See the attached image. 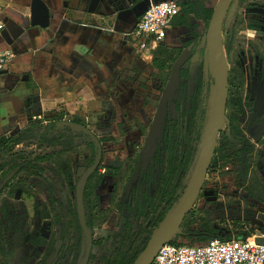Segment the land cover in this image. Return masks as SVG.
<instances>
[{
    "label": "flooded vegetation",
    "instance_id": "1",
    "mask_svg": "<svg viewBox=\"0 0 264 264\" xmlns=\"http://www.w3.org/2000/svg\"><path fill=\"white\" fill-rule=\"evenodd\" d=\"M177 1L181 4V12L172 20L166 39L152 53L153 55L159 53L162 56L158 58L160 65L165 64L166 66L165 69H161L160 66L154 65L153 78L157 80L156 84L162 81L157 71L164 72L172 67L170 76L166 79L165 89L176 62L181 58L186 60L180 70L181 83L176 96L177 100L168 105L164 136L160 135L149 152L144 153L165 89L158 99L153 115L144 112L147 108L152 109L150 103L147 107L144 104V110L139 111L135 118L129 114L121 115L124 119L122 123L125 125L118 124V132L129 127L133 144L127 146V150L122 145L121 150L124 148L126 151L120 152L116 157L112 155L113 151L109 147L114 143L112 135L108 133L105 136L104 133L110 132L112 126L102 129L104 131L102 134L99 131L94 132L93 136H97V139H90L85 128L72 125V135L85 138L79 143L72 140V153L76 155L79 164L72 160L71 181L60 177L58 173L57 180L48 175H31L28 171L14 170L0 173V264H37V260L33 261V257L30 256L31 248L38 250L37 252L42 256L40 264H50V258L53 262L57 261L58 264H62L70 247L61 253L56 244L59 238L55 228L60 227L61 224H64V241H72V264L79 263L82 253L80 250L81 247L83 248L82 236L85 237L86 247L82 253L81 264H91L92 260L97 257L104 261V264H115L116 260L128 250L132 241L135 242V250L129 252L128 257L129 259H140L143 256L142 252L145 249L146 252L155 240L173 212L171 211L173 192L176 199L182 194L181 201L191 184L210 119L212 88L215 86L214 84L210 91L207 126L199 153L192 155L191 152H185L181 161V146L186 143L187 139L190 141L192 131L198 129L199 121L196 116L199 108L198 100L205 91L206 81L215 80L212 72L207 73L206 71L203 75L201 67L197 69L196 79H193L191 74L192 60L195 59L198 62L201 57L210 55L198 51L195 43L199 36V28H205V21L203 26H197L198 35L187 49L174 44L175 42H170L172 27L189 28L191 13L197 7V3L189 0ZM193 1L198 2L202 14L208 9L203 8V5L214 2L212 15L221 2V0ZM183 17L188 18L189 25H176ZM131 40L134 49L140 52L132 34ZM222 41L229 67L227 105L214 156L193 209L199 201L209 198L225 200V196L222 195H229V191L221 189L218 192L207 190L210 183L217 182L211 172L216 166L217 168L239 166L238 172L241 173L243 183L248 184L251 178L256 177L253 170H256L258 166L257 173L263 184L261 192H254L251 187L246 186L241 191L235 190L232 196H242L246 199L253 196L256 202L264 208V0H232L223 23ZM170 54L172 57L163 58ZM199 74L203 85L202 90L199 89ZM188 75V79H185ZM192 79L196 82L198 89V95L193 98L189 97L187 91L185 92L188 82ZM183 107H191L186 114L185 127L180 118ZM62 116L65 121L66 118ZM77 117L75 116L74 119ZM78 118L83 119V117ZM73 120L71 118L70 122ZM45 124L47 126L48 121ZM85 127L87 128L86 124ZM127 137L130 136H125L126 139ZM32 150L33 148H28L27 152ZM17 151H21L20 147ZM109 163L112 165L107 169L106 166ZM52 164L56 168L53 162L49 166L52 167ZM103 167H105L104 170ZM175 167L177 170L173 173ZM23 173L48 185L46 205L55 212L54 220L43 219L42 223L36 221V226H32V232L28 230L29 222L36 218L34 214L35 211L37 214L39 206L33 197L28 198L29 190L19 179ZM180 177L184 179L178 183ZM63 186L66 187L63 188ZM6 191L13 193V203L3 200ZM66 194H72V197L67 199ZM193 209L183 224L191 213H195ZM104 214L107 217L108 214L115 216L116 227L104 230L97 227L96 219ZM260 214H264V209L255 216L254 226L263 232L264 221L259 219ZM165 218L166 221L161 226ZM233 221L235 224L241 223V220H236V218ZM212 229L216 230L214 240L232 241L243 237L242 233L237 232L235 236L221 238L217 236L218 229ZM154 232L157 234L151 239ZM46 255L49 261H46L48 258Z\"/></svg>",
    "mask_w": 264,
    "mask_h": 264
},
{
    "label": "crops",
    "instance_id": "2",
    "mask_svg": "<svg viewBox=\"0 0 264 264\" xmlns=\"http://www.w3.org/2000/svg\"><path fill=\"white\" fill-rule=\"evenodd\" d=\"M167 0H46L50 28L31 26L33 0H0V52L14 59L0 71V138L40 120L89 115L106 120L144 110L156 95L153 52L131 34L153 4ZM185 27H172L170 42ZM154 98V97H152Z\"/></svg>",
    "mask_w": 264,
    "mask_h": 264
},
{
    "label": "rangeland",
    "instance_id": "3",
    "mask_svg": "<svg viewBox=\"0 0 264 264\" xmlns=\"http://www.w3.org/2000/svg\"><path fill=\"white\" fill-rule=\"evenodd\" d=\"M191 2L197 3V7L193 9V12L190 16V26L189 28H185L184 31H182L180 34L178 33L174 38V44L181 45L183 49H187L194 41V38L198 35L197 26L198 25H204L205 16L202 14V11L200 10V7H198V2L189 0ZM215 7L214 2H210L203 5V8L212 9ZM168 47V46H167ZM176 55V54H175ZM172 55H166L163 58H170ZM156 58H162L160 54L153 56V59ZM191 74L193 76V79H196L198 68L201 67L203 70V75L207 71V73L212 72V58L211 56H203L201 57L200 61L196 62L195 59L191 62ZM172 67H170L169 70H166L164 72L157 71L160 76L162 77V81H158L156 85V95L154 94L151 97H147V101L145 103V107L148 106L150 103L152 105V109H145L147 114H154V108L157 106L158 99L161 96L162 91L165 89L166 86V79L170 76ZM190 80L187 84V88L185 89V92L187 91L189 97L193 98L198 95V89L197 84L194 80ZM215 84V81H206V88L204 93L202 94L201 98L198 100V111L196 116L198 117V129L196 131H192V135L190 138V141H186L185 144L181 146L182 151L180 153V159L183 160V155H185V152H191L192 155H197L199 153V150L201 148L204 132L207 126V113L210 108V91L211 87ZM160 92V93H159ZM154 97L155 99H150ZM191 109V107H183L182 113L180 118L183 122V127H185L184 123H186V114ZM138 114L137 111L135 112V115ZM75 116H72V120ZM78 118V117H77ZM71 118H66L65 122H70ZM83 122L87 125V128L85 129L86 133H88V136H93L94 132H100L102 134V129H104L107 124L106 120H99L96 119V117L89 115L86 118H83ZM110 121V132H104L105 136L109 133L112 135V140L114 141L113 144L109 145V147L112 149L114 157L118 156L121 153L125 152L127 149V146H131L133 144V138L131 137V130L128 128L121 129L120 132H118L117 125L122 123V120H124L121 116V114H116L113 116V118L109 119ZM125 125L124 123H122ZM99 134V133H98ZM129 135L130 137L125 138V136ZM69 136V135H68ZM84 136H75L72 135V140L74 142H81L84 140ZM124 145L125 149L121 150V146ZM25 146H21L20 149H24ZM182 156V157H181ZM68 157L70 158L71 162L74 160L77 164V157L74 153H69ZM112 164L109 163L106 168L108 169L109 166ZM53 168H55L54 164L51 165ZM105 167H103L104 170ZM239 166H229V167H221L212 169V174H214V179L217 180V182L210 183L207 186L208 191H216L218 192L219 189L229 191V195L223 194L222 196H225V200H218L216 198H209L205 199L203 201H199L193 210H195V216L188 218V220L183 224V226L180 228V230L177 232V234L174 237V240L178 241V244H185V245H200L202 244V240H206L207 237L204 235L202 238L200 236H197L195 232H203L205 233L206 230L210 228H216L218 229L219 233L217 236H220L221 238H227L228 236H235L237 232H240L243 234V236H248L249 233L253 235V237L258 236H264V231L261 232L259 229H257L254 226V218L257 215L258 212L263 211V206L256 202L255 198L249 197V199H246L245 197H234L232 196L233 192L235 190L241 191L243 190V187H251L254 192L260 193L262 189V179L257 173L259 170V167H256V170H253V173H255V178H251L250 183H243V178L241 176ZM19 179L22 180L23 184L28 188V198H34L36 200V203L39 206V209L35 211L33 220L29 222V231L32 232V226H36V221H39L42 223L43 219L48 220H54L55 219V212L46 205L47 197L46 192L48 185L44 183L43 181H39L38 179L31 178L27 175V173H23L19 176ZM183 177H180L178 183L182 182ZM211 180L213 178H210ZM211 182V181H210ZM217 183V184H216ZM219 183V184H218ZM66 186H63L65 188ZM65 191H68L65 189ZM69 193V191H68ZM243 193V192H242ZM244 194V193H243ZM13 193L11 191L4 192V201L14 202L13 201ZM72 197V194H66V198L69 199ZM66 200V199H65ZM3 201V202H4ZM248 201V203H246ZM14 205L17 207V204L14 203ZM22 212V211H20ZM108 212V211H107ZM39 213V217L38 216ZM107 217L106 214L102 215L100 218L96 219V224L98 228L103 229H111L116 227L117 219H115V216L112 214H108ZM241 220L240 224H235L233 220ZM246 220V221H243ZM245 223V224H244ZM244 224V225H243ZM101 226V227H100ZM56 235L59 238V240H56L57 246H59L61 253L65 249H68L69 251L66 253V257L62 260V264H72V241H64V224H61L60 227H56ZM31 232L28 233V235H31ZM158 232V231H157ZM157 232H154L151 236V239L155 237ZM27 235V234H26ZM25 235V237H26ZM27 235V236H28ZM28 236V237H29ZM21 237V236H20ZM149 237V236H148ZM22 238V237H21ZM25 239V238H24ZM145 240V238H144ZM81 242H83V248L81 247V252L83 253L85 251V237H81ZM151 243V242H150ZM31 254L30 256L33 257V261H36L37 264H40V260L42 259V256L37 252L36 249H30ZM81 257L79 258V263L81 264ZM48 255H46V258ZM47 258L46 261H51L50 264H58L57 261H52L51 258ZM93 263L91 264H104V261H101L100 258H94Z\"/></svg>",
    "mask_w": 264,
    "mask_h": 264
},
{
    "label": "water",
    "instance_id": "4",
    "mask_svg": "<svg viewBox=\"0 0 264 264\" xmlns=\"http://www.w3.org/2000/svg\"><path fill=\"white\" fill-rule=\"evenodd\" d=\"M231 1L232 0H221L209 26V52L212 58V76L215 80V86L212 88L210 119L191 184L176 209L168 217L166 223L155 237V240L151 243L148 250L139 259L137 264H152L159 251L166 244L174 240L175 235L180 230L187 215L193 209L212 162L218 135L224 120L228 97L229 67L222 41V28ZM51 20L52 14L48 3L45 0H33L31 6V26L48 29L50 28ZM185 62V58H181L176 62L173 68L169 83L163 92L150 138L145 148V154L149 152L160 135H162V137L164 136V124L168 105L177 100L176 96L181 83L180 70ZM19 152L20 151H17L16 153ZM17 199H19V196H17ZM259 219L264 221V214H260ZM255 241L258 245L264 246V236L256 237Z\"/></svg>",
    "mask_w": 264,
    "mask_h": 264
},
{
    "label": "trees",
    "instance_id": "5",
    "mask_svg": "<svg viewBox=\"0 0 264 264\" xmlns=\"http://www.w3.org/2000/svg\"><path fill=\"white\" fill-rule=\"evenodd\" d=\"M191 8H193V6ZM212 13V9H206L205 11H203L206 25L205 28H199V36L197 37V40L195 42L198 46V51H200L202 54L205 53V55L210 54L208 31L210 21L213 16ZM176 25L188 26L189 20L188 18L183 17L180 21L177 22ZM154 65L160 66L161 69L166 68L165 64L160 65V60L158 58L154 60ZM188 77L189 75L186 76L185 79H188ZM202 87L203 85L199 74V89L202 90ZM63 119L64 118L62 115H58L55 118L47 120V126H45V120H40L35 124L30 125L26 129L20 131L16 136H13L11 138H0V173H6L14 170L28 171L31 175H48L55 180H57L60 175V177H65L67 181H71L72 162L68 155L72 152L73 145L71 139L73 130L72 125L83 127L85 129L86 127L83 122L84 120L81 118H75L71 122H65ZM88 137L90 139H97V136ZM21 146H25V148L21 149L19 153H16L17 148ZM28 148H33V150L31 152H27ZM51 162L56 164V168H52L49 166ZM176 170V167L173 168V173H175ZM180 196H182V194ZM180 196L176 199L173 192L171 196V211H174L178 206L181 198ZM3 216L5 215L3 214ZM194 216L195 213H191L188 218ZM164 221H166V218L163 220L161 226L165 223ZM206 231V233L199 231L195 232L196 235L200 236L201 238L204 235L207 237L206 240H202V244H207L216 238V236L214 235L216 230L210 228ZM252 237L253 235L249 233L248 236L240 237V240L245 241ZM171 243L178 244V241L174 240ZM134 246L135 242L132 241L128 246V250H126L123 255L116 260L115 264H137L139 258L129 259L128 257L129 252L135 250ZM145 250L142 252V254H144Z\"/></svg>",
    "mask_w": 264,
    "mask_h": 264
},
{
    "label": "built area",
    "instance_id": "6",
    "mask_svg": "<svg viewBox=\"0 0 264 264\" xmlns=\"http://www.w3.org/2000/svg\"><path fill=\"white\" fill-rule=\"evenodd\" d=\"M181 12L177 0H167L151 5L143 14L132 36L137 49L142 53L156 51L166 39L172 20ZM5 24L0 21V35ZM14 53L0 52V71L12 63ZM256 237L243 240H212L207 244H166L152 264H264V246Z\"/></svg>",
    "mask_w": 264,
    "mask_h": 264
}]
</instances>
